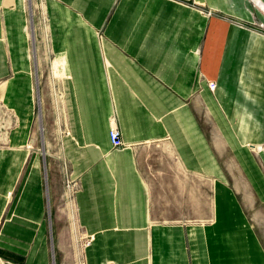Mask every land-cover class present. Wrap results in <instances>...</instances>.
Returning <instances> with one entry per match:
<instances>
[{"label": "crops", "instance_id": "1", "mask_svg": "<svg viewBox=\"0 0 264 264\" xmlns=\"http://www.w3.org/2000/svg\"><path fill=\"white\" fill-rule=\"evenodd\" d=\"M27 4L0 0V264H264V0H43L82 260L50 252Z\"/></svg>", "mask_w": 264, "mask_h": 264}, {"label": "rangeland", "instance_id": "2", "mask_svg": "<svg viewBox=\"0 0 264 264\" xmlns=\"http://www.w3.org/2000/svg\"><path fill=\"white\" fill-rule=\"evenodd\" d=\"M30 1L33 5V15L31 11L30 16L28 4L27 12L28 31L31 36V59L35 66L33 75L35 80L36 102V147L44 154V166L48 181L54 183L58 192H60L58 208L60 213V231L51 236L50 252L53 257L66 256L71 259L81 258L82 260L86 246L90 244L91 238L77 226L74 211L70 203L75 190V182L71 178L69 165L64 161L60 146V136L64 125V105L61 83L57 73H54L52 70V57L48 46L47 35L45 37L44 32L45 27H47V16L42 10L43 0ZM30 20H32L31 24ZM259 24H264V22L254 21L253 25L248 26L256 29L255 32H260L258 28ZM254 29H251V31H254ZM32 44L33 47L37 48V55L32 53ZM7 124L8 117L3 115L0 118L1 133H4ZM252 203L254 204L252 207L254 212L260 213L258 202ZM256 222L258 231L261 232L260 235L264 242V217L261 216ZM53 237L56 238L55 242H52L54 240ZM57 241L60 246L58 249L55 247V245L57 246Z\"/></svg>", "mask_w": 264, "mask_h": 264}, {"label": "built area", "instance_id": "3", "mask_svg": "<svg viewBox=\"0 0 264 264\" xmlns=\"http://www.w3.org/2000/svg\"><path fill=\"white\" fill-rule=\"evenodd\" d=\"M258 28H259V31L264 34V24H259ZM208 86H209V89L213 91L215 88V83L209 82ZM109 141L114 148H119L123 145L121 135L115 127H112L109 131Z\"/></svg>", "mask_w": 264, "mask_h": 264}, {"label": "bare ground", "instance_id": "4", "mask_svg": "<svg viewBox=\"0 0 264 264\" xmlns=\"http://www.w3.org/2000/svg\"><path fill=\"white\" fill-rule=\"evenodd\" d=\"M29 8H30V16H31V11H32V15H33V5H32V10H31V1H30V4H29ZM42 10L44 11V14H45V10H44V5H43V3H42ZM31 22H32V20H30V24H31ZM258 24V23H257ZM44 32H45V34L47 33V27H45V29H44ZM35 34V32H34V28H33V35ZM29 36H30V33H29ZM30 38H31V36H30ZM39 130H40V128H39ZM41 131V130H40ZM9 194V193H8Z\"/></svg>", "mask_w": 264, "mask_h": 264}]
</instances>
